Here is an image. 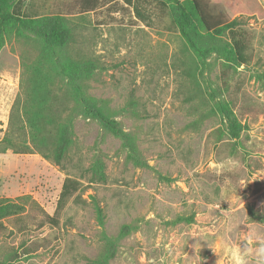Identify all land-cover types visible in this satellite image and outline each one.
<instances>
[{
    "label": "rangeland",
    "instance_id": "rangeland-1",
    "mask_svg": "<svg viewBox=\"0 0 264 264\" xmlns=\"http://www.w3.org/2000/svg\"><path fill=\"white\" fill-rule=\"evenodd\" d=\"M78 1L33 0V8L71 15ZM119 6L87 14L76 47L100 60L89 92L107 99L124 129L134 131L144 165L85 116L74 120L77 150L62 166L39 153L0 152V197L29 198L23 216L0 228V264H94L104 234L119 237L110 264H257L264 246V0H245L236 14L251 37L250 62L217 60L209 73L223 106L217 116L207 115L204 96L190 98L194 88L179 67L183 40L166 29L170 18L155 16L151 28ZM27 49L12 39L0 50V140ZM232 121L246 126L238 141L223 133ZM96 154L106 182H87ZM66 176L89 185L79 193L83 202L77 192L58 210Z\"/></svg>",
    "mask_w": 264,
    "mask_h": 264
},
{
    "label": "trees",
    "instance_id": "trees-1",
    "mask_svg": "<svg viewBox=\"0 0 264 264\" xmlns=\"http://www.w3.org/2000/svg\"><path fill=\"white\" fill-rule=\"evenodd\" d=\"M79 0L76 11L69 14H40L33 8V0H0V50L12 39L28 45L21 50L20 89L11 107L8 126L0 140V152L39 153L58 165H64L77 150L74 120L85 116L96 120L104 134L119 138L139 165H144L134 131L126 130L118 120L119 112L109 101L89 92L103 67L100 60L76 47L79 27L89 19L87 14L99 8L129 11L131 19L147 27H155V16L169 17L166 29L177 31L183 48L179 57L182 75L188 79L193 92L191 99L204 96L209 103L208 116L222 113L221 103L210 89L209 73L217 60L235 66L250 62L251 37L236 14L245 9V0ZM130 100L131 108L138 102ZM135 111V107H134ZM136 112V111H135ZM137 113V112H136ZM246 126L232 121L224 123V132L238 141ZM87 182H106V164L102 154H96L85 169ZM89 184L80 178L66 176L57 207L61 209L69 198H80ZM29 201L27 196L0 197V228L5 219L21 218ZM33 202V201H32ZM34 203V202H33ZM102 226L103 209L95 202ZM47 222L58 224L55 216L45 214ZM180 220L184 219L182 217ZM101 253L94 264H110L116 253L119 237L104 234Z\"/></svg>",
    "mask_w": 264,
    "mask_h": 264
},
{
    "label": "clouds",
    "instance_id": "clouds-1",
    "mask_svg": "<svg viewBox=\"0 0 264 264\" xmlns=\"http://www.w3.org/2000/svg\"><path fill=\"white\" fill-rule=\"evenodd\" d=\"M204 240V239H203ZM206 241V240H205ZM196 244V243H195ZM193 244V245H195ZM257 264H264V246L257 250Z\"/></svg>",
    "mask_w": 264,
    "mask_h": 264
}]
</instances>
